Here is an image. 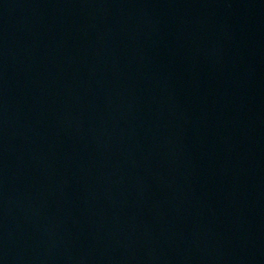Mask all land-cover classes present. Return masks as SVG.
Segmentation results:
<instances>
[{"label": "water", "instance_id": "1", "mask_svg": "<svg viewBox=\"0 0 264 264\" xmlns=\"http://www.w3.org/2000/svg\"><path fill=\"white\" fill-rule=\"evenodd\" d=\"M0 264H264V0H0Z\"/></svg>", "mask_w": 264, "mask_h": 264}]
</instances>
